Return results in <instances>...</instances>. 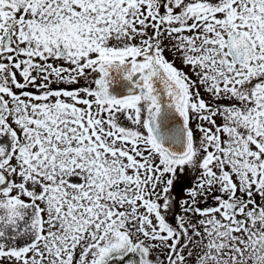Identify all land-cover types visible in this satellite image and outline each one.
Masks as SVG:
<instances>
[{
  "label": "snow or ice",
  "instance_id": "6c2138e0",
  "mask_svg": "<svg viewBox=\"0 0 264 264\" xmlns=\"http://www.w3.org/2000/svg\"><path fill=\"white\" fill-rule=\"evenodd\" d=\"M0 264H264V0H0Z\"/></svg>",
  "mask_w": 264,
  "mask_h": 264
}]
</instances>
